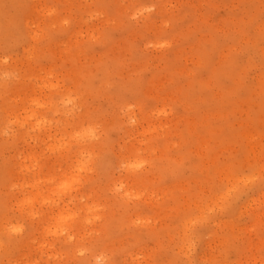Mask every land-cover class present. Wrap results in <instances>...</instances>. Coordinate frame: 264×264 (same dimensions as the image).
Wrapping results in <instances>:
<instances>
[{
  "label": "rangeland",
  "instance_id": "374dc122",
  "mask_svg": "<svg viewBox=\"0 0 264 264\" xmlns=\"http://www.w3.org/2000/svg\"><path fill=\"white\" fill-rule=\"evenodd\" d=\"M0 264H264V0H0Z\"/></svg>",
  "mask_w": 264,
  "mask_h": 264
}]
</instances>
